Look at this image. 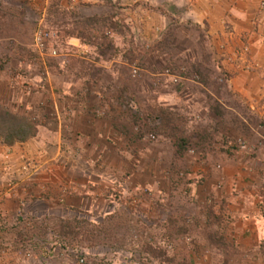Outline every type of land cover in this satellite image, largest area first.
<instances>
[{
  "label": "crops",
  "instance_id": "0c3cea01",
  "mask_svg": "<svg viewBox=\"0 0 264 264\" xmlns=\"http://www.w3.org/2000/svg\"><path fill=\"white\" fill-rule=\"evenodd\" d=\"M52 1H56L61 10L68 9L74 19L89 16L86 9L102 6L105 3V0H30L29 2L39 6L40 12L43 13L42 17L45 18ZM123 1L131 3L134 0ZM136 1L140 6L134 9V13L128 12L137 23L142 22L141 35H139L141 38H151V30L156 33L157 29H161V24L158 25V22L165 18L159 10L150 9L152 1L158 2V5L166 1L172 2L177 7L186 6V18L209 25L213 39L219 42L229 41L227 45L232 49L248 43L253 53L261 54L260 46L264 45V8L259 7L260 0ZM106 15L108 14L105 13ZM116 16L123 20L126 15L120 13ZM111 19L114 22L113 17ZM114 25L115 27L106 28L114 33L112 43L103 44L101 52L105 54L97 55V58L88 55L90 50L94 52V49H97L95 42H85L82 40L83 36L75 33L68 35V41L74 44L69 43L72 50H77L80 54L84 53L82 58L93 63L94 67L89 73L88 70L81 72L79 69L76 71L73 68L68 69L71 70V75L59 89L57 105L61 114L53 129L40 124L36 136L25 141H15L12 145H8L4 137L0 136V264H74L60 258L64 255L62 233L59 231V226L66 218L62 215L63 210L78 214L92 211L99 206L95 203L97 201L95 195L104 197L105 191L114 184L127 190L125 198L129 196L127 195L130 194L129 190L136 189L138 186L136 184L151 185L152 188L159 182L160 187L161 183L163 184L161 191L168 189L169 193L171 184L178 183V181L173 182L169 170L176 171L180 168H187L192 173L201 171V176H204V180L200 183L196 184L195 180L189 182V190L194 194L191 203L184 207L190 209L189 213L195 214L196 210L203 209L201 204L208 206L206 197L216 198L213 209L214 213L219 215L217 237L220 244L211 246V250L206 251L203 257L213 254L217 261H221L220 264L223 260V264H264V202L260 195L264 184V127L263 130L255 131L254 127L257 125L247 122V118L241 116V113L230 104L231 98H228L233 96L243 100L251 107L252 112L264 118V102L259 101L264 97V77L258 72H237V69H234L235 71L232 70L233 72L229 73L225 80L226 86L223 89L224 92H229L225 94L223 91L218 94L220 91H214L204 83L201 85L207 90L206 92L217 97L225 111L227 109L233 111L235 128L239 120L236 114L249 125L254 156H249L250 150L246 149H237L230 155L213 149L206 152L209 161L206 163L201 160L202 163H199L194 158H200L201 153L185 152V150L182 153L177 146L179 141L185 143L184 137L189 135H193L195 139L198 136L207 137L206 131L209 130L213 136L211 138L208 133V139L204 144L208 143V146H211L212 143L219 146L221 130L220 133L212 130L226 128V119L217 118L219 115L215 113L216 108L212 109L208 102L200 100L203 95L199 91H191L190 88L185 87L181 90L179 88L174 93L159 87L160 85H157L159 82H154V87L157 89L150 93L141 87L136 90L143 91L144 94H138L139 96L148 97L151 108L157 115L159 114L158 120L169 118V121L167 125L161 123L167 128L166 133H158V138L153 142L144 141L138 135L135 120H128L131 110L125 111L124 108L127 107L125 104L115 108L111 101L116 95L112 96V91L107 90V85L101 81L106 75L108 78L119 80L123 76L122 65L129 64L130 71L132 67L133 61H129L127 55H122L123 52L120 53V48L124 51L127 45L120 37L124 31L122 27L117 26L118 22ZM111 49L113 54L107 55ZM133 49V52H138L136 48ZM118 53L120 54L115 56ZM6 61L10 64L11 60ZM8 64L5 61L0 64V86L5 85L8 89V100L11 103L9 106L13 110L21 108L18 99L24 97L21 102L22 111L24 113L30 111L31 97L35 102L36 96L22 95L16 85L9 82L13 71L4 69ZM220 64H228L229 69L233 67L227 57L221 61L219 58L215 59L211 66L219 68ZM178 68L179 66L174 67V70L178 71ZM152 74L159 78L156 80H160L164 75L162 72ZM188 77L191 75L189 74ZM89 78L92 81H89ZM79 79L88 81L79 87L80 81L76 82ZM183 82L195 84L192 79ZM132 93L136 94V91ZM121 94L122 97H132L127 90ZM165 97L169 101H164ZM161 106L166 107L161 109ZM222 106L221 110L224 111ZM39 110L42 112V109ZM212 118L215 121H212ZM229 124L233 125L230 122ZM168 129L176 130L170 132ZM177 137L182 139H176ZM197 144L195 145L198 146ZM206 157L204 155L203 159ZM26 163L28 166L24 169ZM217 163L223 165L222 171L215 168ZM188 175L190 179L191 174ZM221 180L225 185L217 191L214 185ZM9 181H13L15 185L10 191ZM234 183L237 190L233 192ZM65 184L70 186V193L67 194L64 202H59L57 196L61 192V186ZM175 196L172 198L179 197ZM169 203L170 209L177 206ZM207 208L203 210L209 217ZM1 241H10L12 246L6 248ZM57 257H59L58 261ZM200 264L206 263L203 260Z\"/></svg>",
  "mask_w": 264,
  "mask_h": 264
},
{
  "label": "rangeland",
  "instance_id": "374dc122",
  "mask_svg": "<svg viewBox=\"0 0 264 264\" xmlns=\"http://www.w3.org/2000/svg\"><path fill=\"white\" fill-rule=\"evenodd\" d=\"M29 1L0 0V54L11 60H9L10 64L6 61L7 59L5 60L8 65H6L7 68H4L9 69L10 72L13 71L9 82L12 85H16L17 89L30 86L33 90L31 96H36V99L34 102V98L31 97L29 105L30 109L31 107L35 108L24 113L21 103L24 97L18 99L21 108H16V110L10 108L8 89L5 85H2L0 86V109L9 108L10 111L20 116L32 115L34 117L33 115L38 114L37 120L50 129L55 127L56 121L60 118L51 114V102L58 101L59 89L63 86L64 81L69 80L68 77L70 76L57 72L59 58L42 56L38 53L39 51L37 52L34 45V36L35 30L40 25L56 33L51 38L52 44V41L54 39L57 40L58 36L61 39L62 36L68 37L71 33L92 37L94 33L97 34L98 32L93 29L94 25H103L104 19L107 17H113L114 20V22H112V19L110 20L109 26L115 27L114 23L118 22L117 26L122 27L124 31L120 35L121 39H124L125 42L130 39V41L132 40L135 43L132 47L126 49L131 54L128 52L124 54L127 55L129 61H133L132 67L137 66L142 71L137 77H133L132 67L130 71L129 64H126L122 65L124 69L121 68L123 75L121 79L108 78V75H106L102 77L101 81L107 85V90L112 91V96L116 95L111 104L115 108L125 104L127 107L124 110L129 112L131 110L128 120L131 121L133 119L135 123L136 121L144 123V127L148 129L146 133L151 132L150 129L157 121L159 124L164 122L167 125L169 118L168 120H164V118L161 121L158 120L159 114L157 115L155 110L151 108L148 97L139 96L138 94L144 93L143 91H137L136 88L141 87L144 91L150 93L155 89L154 82H159L157 84L160 85L159 87L176 93L179 88L181 90L186 87L190 88L191 91L202 93L203 96H201L202 99L200 100L208 102L212 109L220 107L218 106L217 97L206 92L207 90L201 85L197 83L185 84L183 81L180 85L174 84L170 77L165 75L167 68L174 69V67L179 66L178 71H181L182 68H192L193 66L191 65L193 64L199 65L202 78L207 80V84L212 90L220 91L218 94H221L222 91L224 94L229 93L227 91L224 92L223 89L226 86L224 84L226 81H219V77L225 76L228 78L229 73L236 69L237 72H258L264 77V45L260 46V55L253 53L248 43H243L240 47L237 46L232 49L231 46L227 45L229 41L219 42L217 39H213V34L209 32L211 30L209 25L197 23L192 19L186 18V6L177 7L172 2L166 1H162L158 5V2L152 1L153 4H150V9L159 10L164 14L165 18L158 22V25L161 24V30H156V33H154L152 29L151 38L144 39L139 36L141 35L140 26L142 22L139 21L137 23L130 12H128L134 13V9L140 6L138 1L135 2V0L131 3H125L123 0H116L117 2L105 0L102 6L86 9L89 16L79 19H74L68 9L63 8L61 10L56 1L51 2L45 18H43V13L40 12L39 6L31 4ZM259 7L264 8V0H260ZM94 12L96 13L90 14ZM105 13L108 15L105 16ZM120 13L126 15L123 20H121V17L116 16ZM98 18L101 21L95 23L94 20H98ZM101 27L100 29L98 28L100 32L106 29ZM160 31L162 35H158ZM105 33L103 32L102 35ZM107 36L112 38V40L115 37L114 33ZM61 42H58L59 49L61 48L60 57L74 58L76 61L83 59L84 53L80 54L77 50H72L70 45L67 46ZM68 43L74 45L72 42ZM133 48H136L138 52H133ZM120 51L123 52V49L120 48ZM111 53L112 49L107 55ZM139 55L142 57L141 59ZM234 55L240 62L237 67L232 65L233 67L229 69L228 64H224L225 66L220 64L219 68L218 66L216 68L211 66L215 59L219 58V61H221L223 58L227 57L228 59ZM198 61H201L200 64L197 63ZM74 64L75 67H79L77 62L74 61ZM154 72H162L164 75L161 76L160 80H156L159 78L152 74ZM79 81V87H82L88 80H76V82ZM68 82L70 83V81ZM124 90L130 92L132 97H122L121 92ZM20 91L22 92V90ZM135 91L136 94L132 93ZM228 98H231L230 104L241 113V116L249 119L251 125H257L256 129L261 128L263 130V117L252 112L251 107L243 100L233 96ZM263 98L259 99L262 103L264 102ZM163 99L164 101H169L167 97ZM40 101H43L44 105H46L42 112L39 110L41 108H38ZM165 107L161 106V109H165ZM215 113L219 115L217 118L226 119L225 124L227 126L224 129L213 128L212 131L220 133L221 130L219 138L224 140L243 137L249 145V149L253 151L250 143L251 131L249 125L243 121V118L236 114L239 120L236 119L238 121L235 128V114L233 115V111L227 109L222 114L215 110ZM212 121H215V119L212 118ZM228 121L233 123V125L230 126ZM161 125L163 127V124ZM165 129L159 130V133L167 132V128ZM175 130L168 129L170 132ZM206 133L207 139L209 134L213 136L209 130ZM142 139L147 142L156 140ZM253 154L254 152L248 155L253 157ZM194 159L202 163L200 158ZM215 168L218 171H222L223 165L221 167L215 166ZM185 171L191 174L193 180H196V184L200 183L199 180H204V176L200 174L201 171L192 173L187 168ZM177 184H171L172 187H169V193L168 189H165L164 192L161 191L163 190L161 189L163 184L161 183L160 187L159 182L152 188L151 185L136 184L138 186L136 189L133 188L134 192H132L133 189L129 190L130 194H127L129 196L126 198L124 195L127 190L114 184L105 191L106 195L104 197L95 195L97 196L95 203L99 206L92 209V211H83V214H78L74 212L68 213L63 210L62 215L66 216V220L64 219L59 226V231L64 235V239H62L63 247L65 246L64 244H67V246L64 247V255L60 256V258L74 264H200L203 260L206 264H220L221 261H217V258L212 256L213 254H209L206 258L203 257L206 251L211 250V246L220 244L219 237H217L219 231L217 218H219V215L213 216L209 214V217H207V213L204 211L207 205L204 204H201L204 210H196L195 214L189 213L190 209H185L184 207L191 203L194 194L189 189V191H186L183 188V182L178 181ZM224 185V181L221 180L214 185V188L218 191ZM232 188L233 192L237 190L235 183ZM146 189L150 190V192L147 193ZM174 195L179 196L176 198L177 200L174 197L172 198ZM136 198L138 202L135 203L134 199ZM168 203L172 206H177L170 209ZM81 251L82 257L86 258L84 263L80 262ZM58 259L59 257H57V261Z\"/></svg>",
  "mask_w": 264,
  "mask_h": 264
},
{
  "label": "trees",
  "instance_id": "16d2710c",
  "mask_svg": "<svg viewBox=\"0 0 264 264\" xmlns=\"http://www.w3.org/2000/svg\"><path fill=\"white\" fill-rule=\"evenodd\" d=\"M111 18L112 17L105 18L103 25H99V26L96 25V24L94 25L93 29L98 31L97 34L94 33L92 35V37L91 36L90 37H88V36L84 37L83 36V39H82L83 41L89 42V43L95 42L94 45L97 46V49H94V52L90 50V52L88 54V55H90V57L94 56L95 58H97V55L101 56L102 54H105V53L101 52V46L103 44H105V43H107V45H110L112 43V38H110L109 36H107L105 34L102 35L103 31L100 32L98 30V28L100 29V26H102L101 28H103V29L109 27V22H110ZM100 21H101V19H99V18H98V20H94L95 23L96 22H100ZM79 36H81V35H79ZM59 41H62L61 43L65 44L67 46L69 45V43H68L69 41H68V37H64V36H62L61 39L58 36L57 40L54 39V41H52V45L60 53L61 48L59 49V44H58ZM124 42H125V40H124ZM125 43L127 44L126 45V49L128 47H132L135 44L132 40L130 41V39L128 40V42H125ZM126 49L123 51V53H122V51L120 53H122V55H125L124 54L125 52H129ZM36 50H37V48H36ZM37 52H38V50H37ZM120 53L116 54L115 56H118ZM112 54H113V52L111 53V55ZM56 57L59 58L58 65H57L58 66L57 72H60L63 75L64 74H67L69 76L71 75V72H70L71 70H68L69 68H73V69L75 68L74 71H76V69H79V71H81V72H83V71L86 72L88 70V73H89L94 67L93 63H91L89 61H86L85 59H78V61H76V59H74V58H68L67 59V58H62L59 55L56 56ZM6 59L8 60V58L6 56H4L3 54H0V61H1L0 64H2L3 61H5ZM74 61L78 63L79 67H75ZM191 66H193L194 68L196 67V69H194L193 67L192 68L188 67L186 69V74H188V75L190 74L191 75V77H188V80L192 79L195 83H197L199 85H203V83L208 85L207 84V80L202 78V73H201V71H200V69L198 67L199 65L196 64V66H195V64H193ZM67 70H68V72H66ZM194 71H196V72H194ZM88 80L92 81L91 78H89ZM218 106H220V107L216 108V112L223 114V111L221 110V106L222 105L220 103H218ZM38 108H40V107H38ZM26 109H28V108H26ZM31 109H33V107H31ZM224 109L225 108L223 107V110ZM33 116L34 117H32V115H24V116L21 115L20 116V115H17L15 113H13L12 111H10L9 108H6V109L4 108L3 110L0 109V136L4 137V141L8 145L14 144L15 141H25V140H28L29 138H32V137L36 136L37 133H38L39 126H40L41 123H40L39 120H37L38 114H35ZM250 116H252V115L250 114ZM248 118H250V117H248ZM247 122H251V121L249 119H247ZM135 125L137 127V132H138V135H140V137H142L146 133V131H148V129L144 127L145 124L144 123H140V121L139 122L136 121ZM161 126H162L161 124L156 123L150 129V131L157 135L159 133V130H166L165 128H163ZM254 129H256V126L254 127ZM257 130H262V129L261 128H257ZM211 136L212 135L210 134V137ZM202 137L204 139L205 138L206 139L202 140L203 138H200L199 136L197 137V139H195L193 135L185 136L184 137V139H186L185 143H184V141H179L182 144L178 143L177 146H178V148H180L182 153H183V150H185V152H187V151L189 152V150L191 148H194L196 151L201 153L200 154V159L203 162H208L209 161V159H207V157H206L207 150L218 149V150L230 155V154H233L236 151V149L238 148V146L236 145V138H234V137H233L234 139H229V140H226V139L224 140L222 138H219L218 140L220 141V144H219L220 146H217V147H216V145H218V144L215 145V144L211 143V146H208V143L204 144V141L207 140V137H204V136H202ZM176 139H182V138L181 137H177ZM215 140L217 141V138H215ZM195 144H197L198 146H196ZM178 152H179V149H178ZM251 153H253V151ZM204 155L206 157L205 159H203ZM221 165H222L221 163H217L215 166H220L221 167ZM180 171H185V169L180 168V169H177L176 171H170L169 170V172L171 174H173L171 176L173 178V182L176 181V180L183 182V184H182L183 188L186 191H189L188 190L189 189L188 185H189V182L191 180H193V178L190 177V179H188L189 176H188L187 171H185L186 173H185V175L183 177H179L178 174H179ZM195 182H196V180H195ZM199 182H201V181L199 180ZM260 195H261V200L264 201V184L262 186ZM215 199H216L215 196H208L207 197V202L209 203L208 206H207L208 207L207 209H208L209 212H211V213L208 212V214H211L213 216L216 215V213H214V209H213V203L215 202ZM61 237H62V239H64L63 233L61 234ZM64 245H65L64 247L67 246V244H64Z\"/></svg>",
  "mask_w": 264,
  "mask_h": 264
},
{
  "label": "built area",
  "instance_id": "2783aa9c",
  "mask_svg": "<svg viewBox=\"0 0 264 264\" xmlns=\"http://www.w3.org/2000/svg\"><path fill=\"white\" fill-rule=\"evenodd\" d=\"M159 30H161V29H157V31H159ZM105 32H106L105 33L106 35L112 34L111 29H107ZM55 34L56 33L54 31H52L50 29H45L42 27V25H40L39 28L35 30L34 45L42 56H54V57H56L60 54L59 51L51 44V38L54 37ZM158 35H162L161 31L159 32ZM235 56L236 55H234L233 57H229L227 60H229V63L232 64L234 67H237L240 62H238V59ZM139 74H140V68L137 66H133L132 67V76L137 77ZM165 75L170 77L171 81L176 85H179L182 83L183 80L188 79V77L186 76V69L185 68H182L181 71H179V72L175 71L173 68H167L165 70ZM44 76L47 77L46 74H44ZM223 80H227L226 77L220 76L219 81L223 82ZM43 81H45V80H43ZM18 90L19 91L22 90L23 95H32V93H33V90L31 89L30 86H24L22 89H18ZM57 103L58 102H56V101L51 102V114L54 117L60 116V111H59V107H58ZM39 107L41 109H44L46 107V105H44L43 101H40ZM142 138H149L151 140H155L157 138V135L155 133L149 132V133H145L142 136ZM236 145L238 146L237 149L240 148V149H244V150L246 149L248 151L250 150L249 145L247 144V142L245 141V139L243 137H236ZM189 152L197 153L194 148H191L189 150ZM251 152H252V150H250V153ZM27 166H28V163L25 164L24 169H27ZM217 167H220V166H217ZM185 173H186L185 171H180L178 176L183 177L185 175ZM188 174H190V173H188ZM14 186L15 185H14L13 181L8 182L9 191L11 189H13ZM146 192L148 193V192H150V190L146 189ZM69 193H70V186L66 185V184L62 185L61 186V192L57 196V200L59 202H64L67 194H69ZM143 193H145V192L143 191ZM134 202L135 203L138 202L137 198L134 199ZM1 242H2V245H4L6 248H10V246H12L10 241H6V242L1 241ZM80 255H81L80 262L84 263L86 258L82 257V251H81Z\"/></svg>",
  "mask_w": 264,
  "mask_h": 264
}]
</instances>
